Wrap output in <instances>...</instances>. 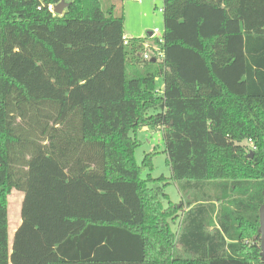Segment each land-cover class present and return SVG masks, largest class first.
Returning a JSON list of instances; mask_svg holds the SVG:
<instances>
[{
    "label": "trees",
    "instance_id": "1",
    "mask_svg": "<svg viewBox=\"0 0 264 264\" xmlns=\"http://www.w3.org/2000/svg\"><path fill=\"white\" fill-rule=\"evenodd\" d=\"M102 1L0 0V264H264V0H163L150 60ZM106 103L162 133L185 201L131 132H89Z\"/></svg>",
    "mask_w": 264,
    "mask_h": 264
},
{
    "label": "rangeland",
    "instance_id": "2",
    "mask_svg": "<svg viewBox=\"0 0 264 264\" xmlns=\"http://www.w3.org/2000/svg\"><path fill=\"white\" fill-rule=\"evenodd\" d=\"M103 9L115 7L117 14L124 17V38L130 39H149V34L159 29L161 35L164 33L163 0H103ZM148 46H155L153 40L146 41ZM147 53L151 54L149 50ZM158 89H163V80L159 79L156 83ZM102 107L101 114L97 112L95 105H90L87 109L88 130L94 132V126L100 121L105 130L114 129L116 132L130 133L137 120L133 113V105L124 103L120 105H107ZM110 123L113 128H108L105 124ZM130 136L138 142L134 149V158L137 165L143 167L144 177L148 174L155 179L164 178L168 181L166 193L173 203L180 204L185 201L182 198L178 187L171 180L172 171L167 163L165 153V142L161 132H153L148 129H140L136 133L131 132ZM149 157V162L148 158ZM146 165L143 166L144 160ZM23 196L14 191L9 197V234L12 240L14 232L21 223V204ZM186 210V209H185ZM177 226L173 225V230L177 232Z\"/></svg>",
    "mask_w": 264,
    "mask_h": 264
},
{
    "label": "built area",
    "instance_id": "3",
    "mask_svg": "<svg viewBox=\"0 0 264 264\" xmlns=\"http://www.w3.org/2000/svg\"><path fill=\"white\" fill-rule=\"evenodd\" d=\"M55 8L56 6L54 5H50L48 7L49 11L51 13H53V15H58L55 13ZM125 39V38H124ZM153 40L154 43L157 41L159 44H163L164 43V33L161 35V32L159 29H156L154 30L153 32H151L149 34V40ZM125 45L128 44V40L125 39V42H124ZM146 52L144 54V59L145 60H150L152 57L154 56H158V57H163V54L161 53L160 49L158 48V46L155 44V46H148L146 44ZM147 50H149L151 52V54L147 53ZM161 89H158V91L160 92ZM247 144H249L250 146H253V142L252 140H248Z\"/></svg>",
    "mask_w": 264,
    "mask_h": 264
},
{
    "label": "water",
    "instance_id": "4",
    "mask_svg": "<svg viewBox=\"0 0 264 264\" xmlns=\"http://www.w3.org/2000/svg\"><path fill=\"white\" fill-rule=\"evenodd\" d=\"M69 6V3L66 1H62L55 8V13L58 15H62L64 10ZM260 249H261V261L264 263V205L260 208Z\"/></svg>",
    "mask_w": 264,
    "mask_h": 264
},
{
    "label": "crops",
    "instance_id": "5",
    "mask_svg": "<svg viewBox=\"0 0 264 264\" xmlns=\"http://www.w3.org/2000/svg\"><path fill=\"white\" fill-rule=\"evenodd\" d=\"M147 41V40H146ZM147 43V42H146Z\"/></svg>",
    "mask_w": 264,
    "mask_h": 264
}]
</instances>
